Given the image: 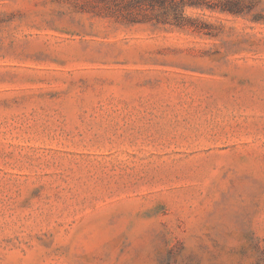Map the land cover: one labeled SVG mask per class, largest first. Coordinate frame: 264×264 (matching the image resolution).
Instances as JSON below:
<instances>
[{"label":"rangeland","instance_id":"374dc122","mask_svg":"<svg viewBox=\"0 0 264 264\" xmlns=\"http://www.w3.org/2000/svg\"><path fill=\"white\" fill-rule=\"evenodd\" d=\"M199 1L0 0V264H264V0Z\"/></svg>","mask_w":264,"mask_h":264},{"label":"trees","instance_id":"16d2710c","mask_svg":"<svg viewBox=\"0 0 264 264\" xmlns=\"http://www.w3.org/2000/svg\"><path fill=\"white\" fill-rule=\"evenodd\" d=\"M87 4L93 5L106 13L109 17H117L121 24L128 26H152L158 29L160 26H175L182 30L186 27L201 28L193 25L185 15L188 8H200L199 0H86ZM220 13L240 14L241 6L229 1L223 2L218 7ZM159 11V13H157ZM174 14L175 21L172 24L168 19L167 12ZM202 30V29H201Z\"/></svg>","mask_w":264,"mask_h":264}]
</instances>
